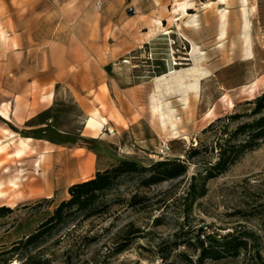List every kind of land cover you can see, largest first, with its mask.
<instances>
[{"label": "rangeland", "instance_id": "374dc122", "mask_svg": "<svg viewBox=\"0 0 264 264\" xmlns=\"http://www.w3.org/2000/svg\"><path fill=\"white\" fill-rule=\"evenodd\" d=\"M242 6L241 0H0V66L7 65L0 67V106L22 99L27 110L21 131L12 127L13 140L0 132V207L10 209L0 217V253L15 249L0 264H198L199 250L187 243L201 232L247 243L236 257L204 264H253L256 255L264 261V143L205 181V194L188 209L185 201L190 178L214 162L210 148L225 123L203 130L248 113L247 103L264 94V0H248L249 24ZM246 34L257 53L249 83ZM200 58L211 110L203 94L188 108L177 92L165 97L179 120L172 135L158 121V81L188 72ZM93 113L99 126L89 124ZM206 147L187 160L191 149ZM166 160L186 162L187 174L148 187L141 185L147 171L124 176L101 197L106 210L73 214L25 245L68 199L71 185L120 161L147 169Z\"/></svg>", "mask_w": 264, "mask_h": 264}, {"label": "trees", "instance_id": "16d2710c", "mask_svg": "<svg viewBox=\"0 0 264 264\" xmlns=\"http://www.w3.org/2000/svg\"><path fill=\"white\" fill-rule=\"evenodd\" d=\"M247 104L251 106L248 113L229 115L223 120L216 119L203 130L205 133L213 128L214 124L225 123L221 129H218V137L213 147L210 148V152L216 153L214 162L202 163L204 175H194L190 178L185 196L187 209L193 201L205 194V181L225 174L243 154L256 149L260 143H264V94ZM232 123L234 126L230 127ZM207 151V147L202 150L191 149L186 153L187 160ZM187 169L186 162L178 160L158 162L147 169L133 161H120L109 169L98 171L91 179L73 184L68 188V199L61 202L53 214L40 224L38 229L26 239L25 245L34 244L48 231L64 224L73 214L85 213L86 216H91L106 210V207H99L101 197L111 191L124 176L140 175L147 171L148 175L142 179L141 185L148 187L183 177L187 174ZM9 212L8 207H0V217ZM202 235V232L196 235L194 245L191 242L187 243V246H196L199 250L198 264H204L207 260L218 261L229 256L236 257L240 251L247 249L246 241L240 239L224 237L219 242L209 235L205 237ZM13 250L15 249L0 253V257ZM253 264H264V261L256 255Z\"/></svg>", "mask_w": 264, "mask_h": 264}, {"label": "bare ground", "instance_id": "6f19581e", "mask_svg": "<svg viewBox=\"0 0 264 264\" xmlns=\"http://www.w3.org/2000/svg\"><path fill=\"white\" fill-rule=\"evenodd\" d=\"M242 1V7H243V14L246 23H250L249 21V8H248V0H241ZM216 3L223 4L225 3V0H216ZM188 3H185L183 5L187 6ZM186 14V13H185ZM184 14V15H185ZM220 20H223V23L227 21V15L223 14L220 16ZM2 36V34H0ZM3 39V38H2ZM245 49L244 54L246 58V66H247V72L245 76V80L249 83L251 82V71L254 68V63H256L257 59V53L253 52L252 50V41L251 36L246 34L245 37ZM199 55V53H198ZM258 70V69H257ZM166 76V75H165ZM208 71L204 68L202 65V59H197L192 67L191 70H189L186 73H172L170 75V79L168 80L166 77H162L159 79V86L156 88V98L158 103V121L160 122V125L163 129H171L172 135L178 134L176 131V125L179 121L175 110L173 109L170 102H168L165 97H169L173 92L179 93V103H181L185 108H188L190 105V100L193 99V97H197L200 100L201 95L204 97L206 103V112H210L211 106H212V91L208 93V90L206 92V88L208 89L207 83L205 85H202V81L208 82ZM215 91L219 93L218 88H215ZM89 124L93 125H100L101 122L99 121V117L97 113H93L91 116V119L89 121ZM184 140H187V137L184 138ZM33 182V181H32ZM31 182V183H32ZM37 183V182H34ZM34 187V186H33ZM35 188V187H34ZM3 193V192H2ZM0 192V197H1ZM13 264V263H10ZM15 264V262H14Z\"/></svg>", "mask_w": 264, "mask_h": 264}, {"label": "crops", "instance_id": "0c3cea01", "mask_svg": "<svg viewBox=\"0 0 264 264\" xmlns=\"http://www.w3.org/2000/svg\"><path fill=\"white\" fill-rule=\"evenodd\" d=\"M6 68L7 65L0 66ZM20 96H17L19 98ZM27 122V110L22 103V99L19 102L14 101L10 104L4 103L0 106V132L5 135L7 141L13 140L16 135L12 134V127L21 131V126ZM0 145V150H1Z\"/></svg>", "mask_w": 264, "mask_h": 264}]
</instances>
